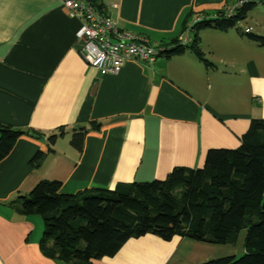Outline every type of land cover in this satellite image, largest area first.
<instances>
[{
	"label": "crops",
	"instance_id": "0c3cea01",
	"mask_svg": "<svg viewBox=\"0 0 264 264\" xmlns=\"http://www.w3.org/2000/svg\"><path fill=\"white\" fill-rule=\"evenodd\" d=\"M95 1L119 28L168 45L245 0ZM80 26L64 0H0V125L28 131L0 160V264H66L42 253V217L12 204L39 182L75 194L163 180L175 167H203L210 149L237 148L251 120L264 119V47L243 30L198 32L205 61L190 45L101 76L80 54ZM245 236L219 246L147 235L93 264H204L243 254Z\"/></svg>",
	"mask_w": 264,
	"mask_h": 264
},
{
	"label": "trees",
	"instance_id": "16d2710c",
	"mask_svg": "<svg viewBox=\"0 0 264 264\" xmlns=\"http://www.w3.org/2000/svg\"><path fill=\"white\" fill-rule=\"evenodd\" d=\"M253 4L246 3L233 17L218 11L214 19L197 22L191 29L195 34L191 46H175L165 58L190 46L205 61L198 48V32L236 27ZM244 35L264 47V37ZM90 126L99 131L102 123ZM27 133L0 125V160ZM51 138L53 143L55 136ZM75 145L83 150L77 140ZM41 160L40 153L30 164L37 167ZM61 188L59 181L44 180L29 196L12 203L23 216L42 217L41 251L56 261L93 264L100 257H114L127 242L147 235L165 242L188 238L234 246L246 231L243 254L204 264H264V119L251 120L237 148L210 149L201 168L175 167L163 180L120 184L114 189L64 194Z\"/></svg>",
	"mask_w": 264,
	"mask_h": 264
},
{
	"label": "built area",
	"instance_id": "2783aa9c",
	"mask_svg": "<svg viewBox=\"0 0 264 264\" xmlns=\"http://www.w3.org/2000/svg\"><path fill=\"white\" fill-rule=\"evenodd\" d=\"M249 2L256 3L258 0L237 3L228 9L227 17H233L238 9ZM64 4L69 16L81 23L76 39L81 43L80 54L84 62L101 76L118 74L130 61L155 63L159 58H165L166 52L175 46H188L193 42L189 34L192 28L186 31L179 45L166 46L119 28L117 21L99 4L89 0H64ZM244 32L250 33V29Z\"/></svg>",
	"mask_w": 264,
	"mask_h": 264
},
{
	"label": "rangeland",
	"instance_id": "374dc122",
	"mask_svg": "<svg viewBox=\"0 0 264 264\" xmlns=\"http://www.w3.org/2000/svg\"><path fill=\"white\" fill-rule=\"evenodd\" d=\"M247 28L251 29L252 34L264 37V0H258V4H253V9L248 12L246 18L239 22L236 27L232 28L230 32L237 35V31H239L238 29L244 31ZM218 67H220V72H222L223 69L226 68L223 63H219ZM231 68L233 69L232 65L229 64V66L227 67V71ZM71 140H73V136ZM59 146L62 147L63 150H65L68 148V143H63Z\"/></svg>",
	"mask_w": 264,
	"mask_h": 264
},
{
	"label": "clouds",
	"instance_id": "9594fccd",
	"mask_svg": "<svg viewBox=\"0 0 264 264\" xmlns=\"http://www.w3.org/2000/svg\"><path fill=\"white\" fill-rule=\"evenodd\" d=\"M246 1V0H245ZM256 4H258V2H256ZM247 29H250V28H247ZM244 32V31H243ZM250 32H251V29H250ZM245 33V32H244ZM247 34H249V33H247Z\"/></svg>",
	"mask_w": 264,
	"mask_h": 264
}]
</instances>
